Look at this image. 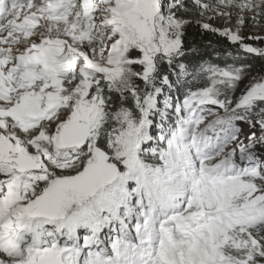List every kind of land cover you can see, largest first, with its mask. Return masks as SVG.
I'll list each match as a JSON object with an SVG mask.
<instances>
[{
    "label": "snow or ice",
    "instance_id": "obj_1",
    "mask_svg": "<svg viewBox=\"0 0 264 264\" xmlns=\"http://www.w3.org/2000/svg\"><path fill=\"white\" fill-rule=\"evenodd\" d=\"M0 264H264V0H0Z\"/></svg>",
    "mask_w": 264,
    "mask_h": 264
}]
</instances>
